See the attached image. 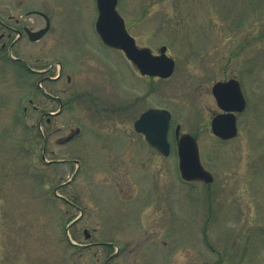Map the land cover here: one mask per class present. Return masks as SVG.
<instances>
[{
  "label": "rangeland",
  "instance_id": "374dc122",
  "mask_svg": "<svg viewBox=\"0 0 264 264\" xmlns=\"http://www.w3.org/2000/svg\"><path fill=\"white\" fill-rule=\"evenodd\" d=\"M117 9L138 45L167 46L169 78L101 41L96 0H0V264H264V0ZM31 10L51 21L39 41L15 30L46 25ZM234 76L248 107L222 140L212 86ZM150 107L172 111L169 155L134 127ZM177 124L212 183L182 179Z\"/></svg>",
  "mask_w": 264,
  "mask_h": 264
},
{
  "label": "water",
  "instance_id": "95a60500",
  "mask_svg": "<svg viewBox=\"0 0 264 264\" xmlns=\"http://www.w3.org/2000/svg\"><path fill=\"white\" fill-rule=\"evenodd\" d=\"M98 18L96 29L104 43L122 49L127 57L132 60L142 74L169 77L175 69V60L168 55L167 46L159 48V54H154L150 47H140L135 38L129 33L125 19L117 10L118 0H96ZM50 27L47 25L41 30L26 31L31 39L41 38ZM213 93L218 105L224 112L215 114L212 118L211 128L213 133L222 138L230 139L238 134L237 115L246 108L247 100L241 89L240 82L232 78L228 81H219L213 86ZM171 121V112L166 108H150L144 111L135 121L137 131L144 133L147 141L158 148L163 154L168 155L171 144L168 132ZM181 126L176 128L177 150L179 156V169L181 176L187 181L202 180L212 182L213 174L201 162L199 146L196 138L188 132L180 133ZM79 132V129L75 133ZM74 134L67 137L69 140ZM86 236L89 232L85 230Z\"/></svg>",
  "mask_w": 264,
  "mask_h": 264
},
{
  "label": "flooded vegetation",
  "instance_id": "af4514ba",
  "mask_svg": "<svg viewBox=\"0 0 264 264\" xmlns=\"http://www.w3.org/2000/svg\"><path fill=\"white\" fill-rule=\"evenodd\" d=\"M19 21L20 20H18V19H16V22H17V24L19 23ZM1 23H2V25H4L5 26V24L2 22V21H0ZM16 30V32H17V35H20V37L23 35V31H22V29H19V28H17V29H15ZM2 38L0 39V47L2 48V49H5L6 48V42H3V43H1V40L2 39H4V37L6 36V37H10L11 36V33H8L7 35H6V33L5 32H3L2 34ZM59 76H61V74L59 75ZM234 77H236V76H234ZM236 78H238V77H236ZM225 80H227V79H225ZM241 84H242V82H241ZM242 88H243V84H242ZM243 90H244V88H243ZM60 100V102H61V106L60 107H62L63 106V102H62V100L61 99H59ZM37 108V107H36ZM50 114H53V112H50ZM215 114V113H214ZM48 121H50V118H48ZM92 237V235L90 236V238ZM93 244V243H92Z\"/></svg>",
  "mask_w": 264,
  "mask_h": 264
}]
</instances>
